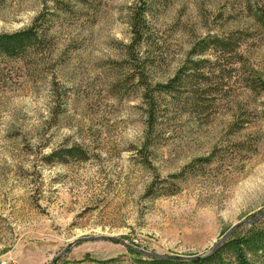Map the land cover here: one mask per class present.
<instances>
[{
  "label": "rangeland",
  "instance_id": "rangeland-1",
  "mask_svg": "<svg viewBox=\"0 0 264 264\" xmlns=\"http://www.w3.org/2000/svg\"><path fill=\"white\" fill-rule=\"evenodd\" d=\"M259 8L264 0H0V32L42 15L43 34L20 56L0 53V264H51L70 241L102 235L194 257L259 215ZM212 36L235 48L192 52ZM68 147L80 155L49 159ZM143 254L95 238L53 264H148Z\"/></svg>",
  "mask_w": 264,
  "mask_h": 264
},
{
  "label": "trees",
  "instance_id": "trees-1",
  "mask_svg": "<svg viewBox=\"0 0 264 264\" xmlns=\"http://www.w3.org/2000/svg\"><path fill=\"white\" fill-rule=\"evenodd\" d=\"M254 16L264 26V9L259 8ZM144 10H138L132 16L131 31L136 39H140L145 30ZM42 15L37 16L30 26L13 32H0V53L10 57L20 56L27 50L35 48L42 40L41 29ZM235 44V43H234ZM230 38L212 36L201 40L192 48V52L203 51L213 46L226 50L235 48ZM179 73L167 83H158L156 90L165 91L172 87ZM80 151L76 147L64 149V153L53 152L49 155L51 160H66L68 157L79 156ZM57 156V157H54ZM57 158V159H55ZM138 254L139 251L129 248ZM145 255V254H143ZM148 264H257L264 260V218L261 221L249 225L241 233H231L213 253L202 258H181V257H151L146 255L144 259Z\"/></svg>",
  "mask_w": 264,
  "mask_h": 264
},
{
  "label": "water",
  "instance_id": "water-1",
  "mask_svg": "<svg viewBox=\"0 0 264 264\" xmlns=\"http://www.w3.org/2000/svg\"><path fill=\"white\" fill-rule=\"evenodd\" d=\"M262 217H264V210L259 214L257 215L254 219L252 220H242V221H239L237 223H235L232 227H230L228 229V231H226L224 233V235L219 239V241L217 242V244L213 247V249L211 251H209L208 253L206 254H202V255H198V256H183V255H163V254H156V253H152V252H149V251H146L144 250L143 248H140V247H137V246H134V245H131V244H128V243H125L123 240L117 238V237H114V236H108V235H102V236H96V237H80V238H76L72 241H70L66 246L65 248L58 254L54 257V259L52 260L51 264H53L57 259H59L68 249L69 247L74 244L75 242L77 241H82V240H90V239H95V238H103V239H112V240H115V241H118V242H122L126 247L128 248H131V249H134L136 251H139L140 253H144L148 256H151V257H181V258H202V257H206L208 256L209 254L215 252L219 247L220 245L222 244V242L228 237L231 235V233L242 223H248V224H253L255 222H257L259 219H261Z\"/></svg>",
  "mask_w": 264,
  "mask_h": 264
}]
</instances>
